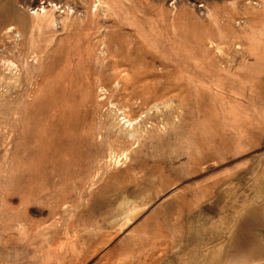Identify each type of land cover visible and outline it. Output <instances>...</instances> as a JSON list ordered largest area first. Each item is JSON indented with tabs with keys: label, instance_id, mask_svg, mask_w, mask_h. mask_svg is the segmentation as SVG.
Listing matches in <instances>:
<instances>
[{
	"label": "rangeland",
	"instance_id": "374dc122",
	"mask_svg": "<svg viewBox=\"0 0 264 264\" xmlns=\"http://www.w3.org/2000/svg\"><path fill=\"white\" fill-rule=\"evenodd\" d=\"M0 264H264V0H0Z\"/></svg>",
	"mask_w": 264,
	"mask_h": 264
},
{
	"label": "bare ground",
	"instance_id": "6f19581e",
	"mask_svg": "<svg viewBox=\"0 0 264 264\" xmlns=\"http://www.w3.org/2000/svg\"><path fill=\"white\" fill-rule=\"evenodd\" d=\"M44 12V11H43Z\"/></svg>",
	"mask_w": 264,
	"mask_h": 264
}]
</instances>
